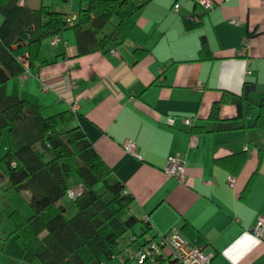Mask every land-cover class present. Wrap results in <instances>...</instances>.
Instances as JSON below:
<instances>
[{"label": "crops", "instance_id": "crops-1", "mask_svg": "<svg viewBox=\"0 0 264 264\" xmlns=\"http://www.w3.org/2000/svg\"><path fill=\"white\" fill-rule=\"evenodd\" d=\"M196 1L153 0L125 43L106 52L78 57L68 30L55 45L44 42V61L29 69L25 80L11 79L7 92L39 105L45 117L71 111L77 103L74 120L64 127L84 130L133 196L130 212L148 219L156 240L177 230L211 255V264H264V241L251 233L264 222V130L253 127L264 99V0H213L214 8L205 14ZM22 5L51 7L45 0ZM62 6L57 10L77 18L79 0L67 5L62 0ZM136 50L144 51L139 60ZM18 58L28 67L26 51ZM245 84L255 86L247 127L214 130L213 105L221 103V120L235 119L237 107L222 99L241 95ZM167 116H174V126L166 124ZM128 142L136 145V155L125 149ZM1 145L0 158L9 148L8 132ZM240 153L246 161L236 174L216 163ZM176 154L185 161L182 182L165 174ZM13 191L0 172V196ZM20 195L27 212L17 205L0 212V264H28L8 220L16 210L31 214V194ZM58 205L67 216L64 203ZM129 242L124 238L118 250ZM104 264L122 263L116 256Z\"/></svg>", "mask_w": 264, "mask_h": 264}, {"label": "trees", "instance_id": "trees-1", "mask_svg": "<svg viewBox=\"0 0 264 264\" xmlns=\"http://www.w3.org/2000/svg\"><path fill=\"white\" fill-rule=\"evenodd\" d=\"M23 0H0V145L9 134V148L0 158V172L10 187L29 192L30 216L13 211L8 220L21 246V259L28 264H104L128 248L137 250L148 239L158 242L147 219L130 210L134 198L100 157L81 127L65 128L75 118L72 111L45 117L39 105L10 95L7 84L44 61L42 46L64 32L74 33L77 56L106 52L122 46L135 28L144 8L153 0H79L77 18L48 6L31 9ZM70 0H63L67 5ZM28 53V67L18 58ZM136 59L144 51L134 52ZM254 84H245L242 94H226L222 103L233 104L238 116L219 118L220 104L210 113L213 129L220 132L245 129ZM264 130V99L258 104L253 125ZM245 153L216 163L238 173ZM249 188H246L247 193ZM70 191L76 213L68 218L58 203ZM129 245L119 251L121 241ZM163 259L144 264H162Z\"/></svg>", "mask_w": 264, "mask_h": 264}, {"label": "built area", "instance_id": "built-area-1", "mask_svg": "<svg viewBox=\"0 0 264 264\" xmlns=\"http://www.w3.org/2000/svg\"><path fill=\"white\" fill-rule=\"evenodd\" d=\"M196 4L198 8L205 14L214 8L213 0H197ZM178 7L175 6V9ZM76 19L75 16L69 17L68 20L73 22ZM198 21L199 18L196 17ZM233 23H237L233 21ZM57 37L50 40L52 45L57 43ZM247 42L245 41L243 50L247 48ZM112 56H116V50L110 52ZM28 75V72L20 76L21 80H25ZM198 87H202V84L199 83ZM45 91H48L46 87L43 88ZM78 108L77 103L71 104V111L76 112ZM165 122L168 126L175 125L174 116H167ZM191 119H184V124L187 126L191 125ZM125 149L136 155L137 148L133 142H128L125 146ZM184 167L185 161L182 159L180 154H176L174 157L170 158L167 166L165 168V174L168 177H173L179 181H184ZM234 183V180H231V184ZM68 197L71 200L76 199V193L70 191ZM147 219V218H146ZM148 220V219H147ZM251 233L258 239L264 241V222L258 221L256 225L252 228ZM157 258L163 260L169 259L177 264H211L212 256L204 253L201 247L195 246L185 240L177 230H173L168 235L159 239L158 242L148 239V243L134 250L133 248H128L124 251V254L119 256L120 262L122 264H144L146 261H154Z\"/></svg>", "mask_w": 264, "mask_h": 264}, {"label": "rangeland", "instance_id": "rangeland-1", "mask_svg": "<svg viewBox=\"0 0 264 264\" xmlns=\"http://www.w3.org/2000/svg\"><path fill=\"white\" fill-rule=\"evenodd\" d=\"M45 2L51 5V7L54 10H57V9L63 10L62 0H45ZM61 10H58V11H61ZM2 150H3V147L1 145L0 152H2ZM61 201L65 205L67 217L68 218L73 217V215H75L76 213V207H75L74 202L68 197V195L64 196ZM13 205H17L21 207L22 212H27L26 208H24L22 204V198H21L20 192L16 191L15 189L13 191V194L9 193L8 196H6L5 194H2L0 196V212H3V210L6 212L10 211Z\"/></svg>", "mask_w": 264, "mask_h": 264}, {"label": "water", "instance_id": "water-1", "mask_svg": "<svg viewBox=\"0 0 264 264\" xmlns=\"http://www.w3.org/2000/svg\"><path fill=\"white\" fill-rule=\"evenodd\" d=\"M65 211L63 210V213H64Z\"/></svg>", "mask_w": 264, "mask_h": 264}]
</instances>
